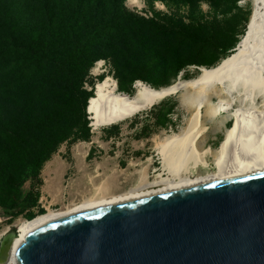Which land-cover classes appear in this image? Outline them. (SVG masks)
I'll return each instance as SVG.
<instances>
[{
	"label": "rangeland",
	"instance_id": "rangeland-1",
	"mask_svg": "<svg viewBox=\"0 0 264 264\" xmlns=\"http://www.w3.org/2000/svg\"><path fill=\"white\" fill-rule=\"evenodd\" d=\"M121 1L0 0V125L10 120L17 127L22 126V117L9 105V97L12 94H37V89L42 87L38 94H44L48 104L54 100L57 102L53 94H59L58 97L62 100L65 99L74 105L71 111L46 113L39 129L36 127L31 130L34 134L37 132L44 135L45 130L78 122L79 112L76 110L83 101L82 91H91L95 83L106 76L114 79L116 86L119 78L122 81L121 91L133 93L137 81L149 86L150 83H157L163 79L167 81L166 83H171L176 80L179 73L182 80L192 79L199 73L196 69L199 64L188 63L187 60L203 61L209 57L221 59L228 54L219 48L213 50L211 46L213 40L196 30L194 34L197 35L192 40L180 41L182 49L176 60L178 64L185 62L181 69L176 74L171 71L158 75L162 70L157 67L159 54L154 48H161L160 44L152 43L153 36L148 35L152 34L151 27L146 23L141 29L134 28L133 32H138L139 35L122 37L117 29L118 23L114 21L123 17L121 14L124 12L123 8L145 19L154 16L155 22H159L162 29L170 26L175 20L184 24L193 23L196 29L200 26H213L214 34L219 40H231L233 37L239 40L245 33L253 10L252 0H136L134 3H129L128 0ZM154 12L158 15H154ZM121 23L125 29L130 27L122 21ZM208 35L211 36L212 31ZM18 36L27 38L36 47L62 63L60 64L62 69L42 60L33 61L29 54H21L13 42L15 39L18 40ZM175 43L167 47L174 46ZM116 49L119 58L128 55L133 57V60L142 61V64L137 69H130L129 73L121 74L120 68L118 70L113 66L112 54ZM82 55L94 59V62L85 77L81 78L82 73L78 77L76 75L80 73L78 69ZM97 60H102V64L100 71L95 73L93 67ZM23 62H26L27 70L21 77L19 72ZM71 73L74 79H71ZM137 74L143 75L146 79L129 78L130 75ZM35 82L40 84L31 92L28 91L26 88ZM185 87L177 95L168 96L148 109L110 126L93 129L87 113L88 139L64 141L50 156V158L53 155L59 156L71 165L64 175L63 187L75 180L82 193H85L84 197H89L96 193L97 187L101 184L107 183L108 193L117 194L136 185L141 177L148 181L159 176L165 177L166 172L163 170L156 143L167 134L184 131L193 112L194 101L198 99L202 102L201 123L205 130L197 141V146L200 150L209 147L214 152L222 138L224 128L219 125V116L213 118L206 112V108L218 103L222 94L214 85L215 88L207 87L205 92L202 89L203 93L195 99L196 92L201 88L190 85ZM233 105L237 107L238 101ZM45 126H48L47 129H44ZM3 148L0 139V202L7 204L13 200L18 203L19 208L16 209L19 210L6 208L4 211L0 206V246L8 234H16L17 223L27 219L29 212L36 215L40 209L46 211L48 207L60 208L67 204L65 201L62 205H49L43 198L41 199L40 175L41 182L33 179L25 181L15 195L5 201V196H1L2 192L6 194L8 191L3 184L5 180L4 158L1 154ZM206 160V168L198 166L187 174L194 177L214 171L212 157L207 155ZM30 190L31 199L35 200V204L27 207L24 196ZM11 237L9 235L6 240Z\"/></svg>",
	"mask_w": 264,
	"mask_h": 264
},
{
	"label": "water",
	"instance_id": "water-1",
	"mask_svg": "<svg viewBox=\"0 0 264 264\" xmlns=\"http://www.w3.org/2000/svg\"><path fill=\"white\" fill-rule=\"evenodd\" d=\"M15 261L264 264V171L62 213L21 233Z\"/></svg>",
	"mask_w": 264,
	"mask_h": 264
},
{
	"label": "bare ground",
	"instance_id": "bare-ground-1",
	"mask_svg": "<svg viewBox=\"0 0 264 264\" xmlns=\"http://www.w3.org/2000/svg\"><path fill=\"white\" fill-rule=\"evenodd\" d=\"M135 1L128 0L129 3ZM252 2L245 33L225 57L212 66L200 67L192 79L182 80L178 75L176 80L161 87L137 81L133 93L129 94L119 91L114 79L106 76L95 83L87 103L90 126L96 129L122 122L168 96L177 95L186 85L201 88L195 99L207 87L216 85L222 97L206 108L213 118L219 116V125L224 128L216 150L212 152L209 147L200 150L197 146L205 130L201 123L202 102L198 99L194 101L184 131L167 134L156 143L165 177L151 181L141 177L136 185L117 194L108 193L107 183L101 184L93 196L71 201L60 208L48 207L31 219L20 220L16 234L1 247L0 264H18L15 250L21 233L62 213L264 171V25L257 0ZM101 64L102 60L96 61L95 73L100 71ZM235 101L239 103L237 107L233 105ZM207 155L212 157L215 170L189 176L187 173L193 168H206Z\"/></svg>",
	"mask_w": 264,
	"mask_h": 264
},
{
	"label": "trees",
	"instance_id": "trees-1",
	"mask_svg": "<svg viewBox=\"0 0 264 264\" xmlns=\"http://www.w3.org/2000/svg\"><path fill=\"white\" fill-rule=\"evenodd\" d=\"M123 1V0H122ZM121 1V2H122ZM124 12L121 14L123 17L121 19L118 18V20H115L114 23H118L117 29L121 32L122 37L131 36V35H139L138 32H133L134 28L141 29L144 25V23L150 25L152 34H148L150 36H153V42L152 43H159L161 48H154V50L159 54V62L158 66L160 68V71L158 75H163L166 72H173V74H176L183 64H178L176 59H178V55H180V50L182 49L181 42L185 40H192L193 37L197 34H194V31H199L202 33V35L208 39L211 38L213 40L211 46L212 49H221V51H229L231 48H233L234 44L238 41L235 37L231 38V40H219L214 34V27L211 26H200L199 28H195L193 23L188 22L187 24L182 23L181 21L175 20L170 23V26H168L165 29H162L159 25V22H155L154 16L148 19H145L144 17L137 16L136 14L132 12H127L123 8ZM154 15H158L156 12H154ZM115 19V18H111ZM122 22H124L125 25H128L130 27L124 28V25H122ZM129 30L131 33H128ZM212 31V35L209 36V32ZM18 40H13L14 44L18 49L21 51V54H29V57L33 61H44L52 64L55 67H59L62 69V63H59V61L55 60L53 57H51L49 54H47L45 51L39 49L36 47L32 42H30L25 37L18 36ZM174 44V46H170L169 44ZM113 66L115 69L120 68V73L122 72H128L131 71L130 69H137L139 65L142 64V61L140 60H133V57H129L128 55H124L122 57H118V51L116 49V52H113ZM165 56V58H164ZM220 59H217L216 57H209L206 60L203 61H193V60H187L190 62L197 63L199 65L197 66H203L209 67L214 65L216 62H218ZM186 61V62H187ZM94 59H90L85 57L84 55L80 58V66L79 69L80 73L76 75L80 76L82 73V77H85L87 74L89 68L93 66ZM22 69L20 70V76L23 77L26 70L27 65L26 62H23L21 65ZM69 69V67H68ZM66 70V69H65ZM77 70V72H78ZM119 70V69H118ZM72 74V73H71ZM75 77L72 74V78ZM130 79L135 78H142L146 79L143 75L137 74V75H130ZM19 81V79H17ZM167 81L161 80L157 83H150L151 87H161L165 86L169 83H166ZM41 84L43 81L40 82ZM40 83H31L26 89L28 91H32L34 87H37V84ZM122 81L117 78V88L119 91L122 90L121 88ZM42 87H39L37 90V94H12L11 97H9V105L11 108H15L16 111L19 113L21 118V125L17 127L16 124L10 120L6 122L4 125H0V139L3 142V150L1 151V154L4 158V174H5V180L3 184H5L7 190L6 194L1 193V196H5L4 200L11 199L15 192L19 189L21 185L27 180L33 179L36 182H41L39 175L40 170L50 156L54 153L57 146L64 142V141H75L78 139H88L89 137V126L87 125L89 121L87 118L86 113V107H87V101L92 96L93 92L91 91H82L83 94V101L81 103V106L79 109L75 110L79 112V121L73 124L69 125H63L60 127H57L52 130H45L44 135H39L37 132L34 134L31 130L34 128L40 126V123L43 121L44 116L48 112H67L71 111V107L74 109V105L72 106V103H68L65 99H61L58 97L59 94H53L57 102L55 100L48 104L47 98L44 94H38ZM131 93V92H129ZM70 116L72 114H69ZM81 118V119H80ZM30 125H29V124ZM48 126H45L44 129H47ZM47 131V132H46ZM11 146L9 147L8 145ZM21 158V159H19ZM31 190L24 196V199L27 200L26 206L30 207L35 204V200L31 199ZM0 206L4 208V211L6 208L10 209H16L19 208L18 203L11 200L9 203L5 204L4 202H0ZM19 210V209H16ZM45 212L44 209H40L38 211L39 214ZM35 215L31 212L27 214V219L33 218Z\"/></svg>",
	"mask_w": 264,
	"mask_h": 264
},
{
	"label": "crops",
	"instance_id": "crops-1",
	"mask_svg": "<svg viewBox=\"0 0 264 264\" xmlns=\"http://www.w3.org/2000/svg\"><path fill=\"white\" fill-rule=\"evenodd\" d=\"M80 166V165H79ZM71 165L59 156L53 155L48 159L40 172L42 178L41 199L49 205H62L70 201H78L86 196L80 190V186L73 180L63 187V178Z\"/></svg>",
	"mask_w": 264,
	"mask_h": 264
}]
</instances>
